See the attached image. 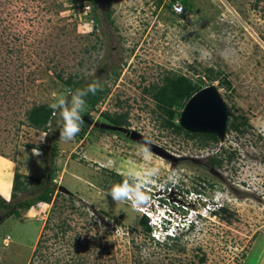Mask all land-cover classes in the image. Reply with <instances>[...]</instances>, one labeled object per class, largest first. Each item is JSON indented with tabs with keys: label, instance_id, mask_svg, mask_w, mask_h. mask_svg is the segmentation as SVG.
<instances>
[{
	"label": "rangeland",
	"instance_id": "374dc122",
	"mask_svg": "<svg viewBox=\"0 0 264 264\" xmlns=\"http://www.w3.org/2000/svg\"><path fill=\"white\" fill-rule=\"evenodd\" d=\"M162 1L0 0V157L13 164L11 187L16 172L28 178V190L0 206V264H264V0H179L182 15ZM207 68L229 84L207 81ZM167 74L213 86L242 133L227 128L218 146L203 148L165 127L151 91ZM69 76L109 91L82 113L86 133L64 142L58 114L48 136L25 114L54 103ZM104 113L123 115L125 131L95 127L108 124ZM128 132L175 160L152 150L146 159ZM215 154L218 167L209 163ZM156 167V188L175 185L168 191L193 192L226 213L207 212L178 242L157 243L131 200L105 195L116 176ZM49 171L51 203L18 208L51 186ZM11 209L18 214L7 217Z\"/></svg>",
	"mask_w": 264,
	"mask_h": 264
},
{
	"label": "clouds",
	"instance_id": "9594fccd",
	"mask_svg": "<svg viewBox=\"0 0 264 264\" xmlns=\"http://www.w3.org/2000/svg\"><path fill=\"white\" fill-rule=\"evenodd\" d=\"M101 89L102 85L97 79L88 84L86 88H77L74 91L67 89L65 92L55 94V101L50 107L59 115L61 120V140L64 142L72 141L80 133L84 123L82 113L87 107L85 98L89 93L95 95ZM140 151L146 159L151 156L150 147L147 143L141 145ZM35 152L38 154L37 149ZM158 174V167L146 169L139 176L135 170L130 171L125 179L114 184L105 193L116 202L131 200L133 208L147 219L151 229V237L157 243L172 241L182 234H188L196 228L201 220L207 218V212L211 215L222 207L215 206L216 204L206 200L203 202L200 195L193 192L189 196H194V198L187 196V199L182 194L188 192L168 191L170 187L174 189L175 185L168 187L165 184L156 188V184L152 185L151 179ZM135 200H139L138 202L145 200V202L140 203L142 206L138 208L137 205L135 206Z\"/></svg>",
	"mask_w": 264,
	"mask_h": 264
},
{
	"label": "trees",
	"instance_id": "16d2710c",
	"mask_svg": "<svg viewBox=\"0 0 264 264\" xmlns=\"http://www.w3.org/2000/svg\"><path fill=\"white\" fill-rule=\"evenodd\" d=\"M108 1V0H107ZM174 1V0H172ZM171 2V1H170ZM156 3L158 7L162 5L163 2L162 0H156ZM181 3V2H180ZM182 4V3H181ZM183 6V5H182ZM110 2H107L106 6V11H107V16L109 17L110 15ZM169 9L171 11V4H169ZM172 12V11H171ZM173 13V12H172ZM94 20L97 22L99 21L98 17L93 16ZM205 77L207 78V81L210 83L218 80H222L221 83H224L225 85H228L229 82L225 81L222 78V74L219 71H213L212 68H207L204 71ZM117 76V74H114ZM96 79H91L90 82L84 83V79H77L73 76H69L66 79H61L63 82L64 86L66 89H72L73 91L77 88H86L88 84L92 83ZM224 81V82H223ZM101 83V82H100ZM102 89L97 91L95 95H92L89 93V95L85 98L87 101V106L89 109H95L97 104L100 103V101L106 96L108 93L109 89L107 88L106 85L102 84ZM205 86L203 82L196 83L190 78L186 77L185 75H171L167 74L164 79L162 80V84L157 87L155 90L152 88V99L155 101L157 108L160 110L161 114L164 116L163 120V125L167 128H171L173 132H175L178 135H183L187 139L191 140H198L200 147H206L209 145V143H214L215 145L218 146V138L216 135L209 134V133H200V132H191L185 130L180 124H176L173 122L174 120V115H175V109L180 108L185 105L187 100L198 90L202 89ZM56 115L54 110L45 104H37L32 106L25 114V119L27 122V126L37 130L41 131L46 136H48V130L50 127V124L52 122L53 117ZM102 117L108 122V124L113 125V126H119L123 127L127 125L126 118L123 115L117 114V115H110L107 113L102 114ZM84 121V120H83ZM241 123H236V120L230 119L227 121V128L228 130L231 131H236V132H241L239 130ZM61 125V122H60ZM61 127V126H60ZM90 126L85 123H83L81 127V131L78 134L80 137L83 136L86 133V130ZM103 132L102 130H100ZM77 135V136H78ZM58 137V135L53 136L52 142L55 144V140ZM53 144V149L51 156L55 157L56 156V148L55 145ZM44 149V147H43ZM221 152V148H218V152ZM222 153V152H221ZM233 153H229L228 155V161L232 159ZM53 160V158H52ZM222 160L217 159L216 154L212 155L211 158L209 159V163L212 167H218L221 165ZM53 172L49 171L47 177L45 180H49L51 183V186H45L43 187L41 193L34 197L33 199L30 200H25L21 201L18 203V208H24V209H29L33 206H35L38 202L46 203L49 204L51 203L52 196H54L56 190H55V185L52 184L53 181ZM121 182L124 177L121 176H116ZM24 179L26 181L28 178L19 172H16L14 174V179H13V185H12V193L11 197L14 198L16 197V194L19 192H25L28 190L26 182H24ZM43 185L42 181H37L36 182V187H39ZM0 206L1 208H8L10 207L9 204L5 202L0 197ZM226 208L221 207L219 209V212H214V215H218L220 213H226ZM18 214L17 209H11V211L8 213L7 217H10L12 215ZM141 225L144 227V230L146 233H150L151 229L148 226L147 219L145 217H142L140 220ZM179 238L173 239L172 241L178 242Z\"/></svg>",
	"mask_w": 264,
	"mask_h": 264
},
{
	"label": "water",
	"instance_id": "95a60500",
	"mask_svg": "<svg viewBox=\"0 0 264 264\" xmlns=\"http://www.w3.org/2000/svg\"><path fill=\"white\" fill-rule=\"evenodd\" d=\"M228 114L223 100L213 86H206L195 92L183 106L179 118V124L187 131L220 135L227 130ZM100 129L122 131L124 127L110 124H95ZM130 139L150 147L155 154L165 160L174 161L172 154L167 153L156 145L150 144L136 132H128Z\"/></svg>",
	"mask_w": 264,
	"mask_h": 264
},
{
	"label": "crops",
	"instance_id": "0c3cea01",
	"mask_svg": "<svg viewBox=\"0 0 264 264\" xmlns=\"http://www.w3.org/2000/svg\"><path fill=\"white\" fill-rule=\"evenodd\" d=\"M12 165L9 159L0 157V197L5 201H9L12 192Z\"/></svg>",
	"mask_w": 264,
	"mask_h": 264
},
{
	"label": "built area",
	"instance_id": "2783aa9c",
	"mask_svg": "<svg viewBox=\"0 0 264 264\" xmlns=\"http://www.w3.org/2000/svg\"><path fill=\"white\" fill-rule=\"evenodd\" d=\"M171 4V11L176 15H182L184 14V7L178 0H174L170 2ZM169 201V200H168ZM177 225V223H174Z\"/></svg>",
	"mask_w": 264,
	"mask_h": 264
},
{
	"label": "bare ground",
	"instance_id": "6f19581e",
	"mask_svg": "<svg viewBox=\"0 0 264 264\" xmlns=\"http://www.w3.org/2000/svg\"><path fill=\"white\" fill-rule=\"evenodd\" d=\"M138 201H139V200H135V202H136L135 206L137 205L136 207H138V208H139V207L141 206V204H140V203H142V202H145V200H142V202H138ZM138 204H139L140 206H139Z\"/></svg>",
	"mask_w": 264,
	"mask_h": 264
},
{
	"label": "flooded vegetation",
	"instance_id": "af4514ba",
	"mask_svg": "<svg viewBox=\"0 0 264 264\" xmlns=\"http://www.w3.org/2000/svg\"><path fill=\"white\" fill-rule=\"evenodd\" d=\"M210 158H211V157H210ZM210 158H209V159H210Z\"/></svg>",
	"mask_w": 264,
	"mask_h": 264
}]
</instances>
